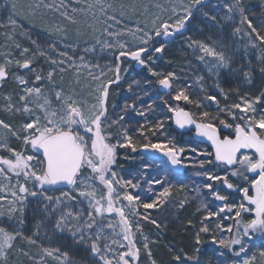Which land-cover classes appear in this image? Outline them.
Returning a JSON list of instances; mask_svg holds the SVG:
<instances>
[{
    "label": "snow or ice",
    "instance_id": "snow-or-ice-1",
    "mask_svg": "<svg viewBox=\"0 0 264 264\" xmlns=\"http://www.w3.org/2000/svg\"><path fill=\"white\" fill-rule=\"evenodd\" d=\"M7 5L12 33L20 28L21 36L27 31L17 21H31L41 9L58 12L68 24L40 25L52 39L45 48L27 36L35 50L4 33L19 58L12 51L0 53V86L11 78L18 90L15 102L12 94L3 96L0 111L21 119L0 118V264H141L142 253L146 264H158L150 246L156 241L144 234L141 222L161 228L151 210L168 204L174 191L186 192L175 171L188 166L186 159L196 161L193 175L204 179L191 189V200L185 194L178 202L183 209L197 201L183 225L191 242L169 245L170 264H213L212 256L228 257L218 264H264V88L255 94L244 87L253 85L257 71L264 81V0L259 14L244 0H7ZM198 15L209 35L184 36ZM177 36L214 78V92L199 76L204 96L193 98L187 86L176 83L175 72L152 67ZM97 48L110 57L103 64L88 58ZM69 49L83 54L69 55ZM40 58L49 64L47 72L35 66ZM127 61L147 69L154 84L167 90L170 99L163 103L170 116L150 122L152 105L144 106L139 95L125 98L122 106L114 101ZM222 72L237 83L225 88ZM134 85L142 88L141 81L127 83L135 95ZM168 121L194 131L207 146L178 144L167 134ZM157 133L165 139L154 141ZM138 151L159 153L171 165L169 174L145 181L150 195L135 191L140 177L126 179L117 170L121 157L134 158L128 153ZM141 159L145 176L163 163ZM204 237L214 246L207 260ZM69 249L87 259H76Z\"/></svg>",
    "mask_w": 264,
    "mask_h": 264
},
{
    "label": "trees",
    "instance_id": "trees-1",
    "mask_svg": "<svg viewBox=\"0 0 264 264\" xmlns=\"http://www.w3.org/2000/svg\"><path fill=\"white\" fill-rule=\"evenodd\" d=\"M245 4L250 6L251 10L259 14L261 12V0H244ZM206 30V23L204 18L199 15L193 19L189 31L184 33V36H192L193 38L200 37L203 32ZM2 31V25L0 24V34ZM186 41L177 36L176 41L170 45L168 50L163 54L162 59H156L157 68L164 71L175 72L178 79L176 81L177 84L182 86H187L190 95L193 98L204 96V93L201 91L200 82H198L197 77L203 76V83L205 87L208 88L206 78L201 73V70L197 67V65L193 62L191 58V54L189 49L186 46ZM159 56L160 54H156ZM131 62V61H129ZM125 65V64H123ZM122 65V67H123ZM143 68V67H142ZM142 68H139L137 65L133 66V73H127L124 76L125 83L123 84L122 89H113L114 93H118V95H114V101L121 105L123 104V100L125 98H130L131 100L136 99V95L141 97L143 105L146 106L148 104L152 105V112L147 113V119L150 122H155L158 116H170V113H167L166 107L163 103L165 99H170V97L166 94V91H163L154 84L155 77H152L148 73H146ZM132 80L141 81L142 88H137L135 85L133 86V93H129L127 91V83H131ZM145 80L152 81L151 85H147L144 83ZM231 83L225 81L226 88L230 87ZM256 90H261L264 88V81H262L258 71L255 74L253 85ZM244 87H249L245 85ZM143 89V90H142ZM144 90L148 91V95H144ZM209 92L210 89L208 88ZM138 106L140 105V101H137ZM173 103H176L173 101ZM182 103V102H181ZM207 104V101H204ZM187 108L192 111H196L192 105H188ZM215 111V109H211ZM137 121L144 123V117H136ZM166 128L168 130V135L175 139V141L183 146L188 147H199L204 148L205 146L198 141H196L191 132L179 131L177 130L172 121H168L166 124ZM154 141L158 138L160 140L165 139L164 135L157 133L156 137H151ZM121 154H124L125 150H120ZM130 157L129 159H123L122 157L118 160V164L121 165V173L126 179L140 177L141 180V188L135 191L142 192L144 195H150L147 193L148 184L145 182L149 177L163 176L167 173V169L170 168V165L167 164L165 160L155 158L159 163L157 167L147 169V176L143 175L145 170L143 169V160L141 157L147 158L151 157L143 152L136 153H128ZM202 158V157H201ZM193 162V163H192ZM187 167H185L183 172H179L182 174L183 182L185 183L186 192H181L179 190L174 191L173 198L170 200L168 204H165L160 209L151 210V215L153 219H156L157 222L161 225V228L157 229L154 225L141 222L143 224V231L145 235H148L151 240L156 241L155 244L150 245L153 249V254L155 258L158 260V264H170L171 261V253L168 251L169 245H173L176 247H183L184 244L191 242V237L186 235L183 230V225L186 223L187 218H189L194 212L196 208L197 201H192L187 204L185 208L181 209L178 207V202L180 199L185 197V194L191 200L193 192L191 189L196 185L200 184L203 181V177L194 176L193 173L198 169L193 165L196 163L195 160L186 159L184 162ZM195 182V183H193ZM172 183L177 184V180L175 177L172 178ZM157 190H159V186H154ZM143 211V209H141ZM227 223H231L228 221ZM206 243L203 245V255L202 259L207 260L211 255V250L214 247L211 244L210 237H204ZM218 247V246H215ZM226 251V250H223ZM228 257H219L212 256L213 264H218L219 261H223ZM146 260V257L141 255V264Z\"/></svg>",
    "mask_w": 264,
    "mask_h": 264
},
{
    "label": "rangeland",
    "instance_id": "rangeland-1",
    "mask_svg": "<svg viewBox=\"0 0 264 264\" xmlns=\"http://www.w3.org/2000/svg\"><path fill=\"white\" fill-rule=\"evenodd\" d=\"M21 2L24 3H30L32 2V0H21ZM38 2V0H37ZM45 2L47 3H51L52 0H45ZM56 2L58 3L59 0H56ZM81 5L78 4H70V7H79ZM8 5H7V0H0V24L2 25V31L0 34V53H7L9 51H12L14 54L17 55L18 57V52L19 50L15 49L14 46L12 45V41L9 40L4 33L8 32L10 34H13L15 36V40L20 42L23 46L25 47H30L33 48V50H35V46H33L30 42V40L27 38V36H30L31 39L36 40L42 47H47V44L51 41L52 38H50L48 36V33L44 32L43 29L40 27V25H44L45 27L48 26H54L57 24L60 25H67L68 22L65 21L63 19V17H61L59 15L58 12H52L50 10L47 9H41L40 12L37 13V15H35L34 17H32L31 21L29 20H18V24H21L23 26V28L27 31V36H21L19 33L21 31L20 28H17L15 33H12V26L8 24L7 21V17H8V11H7ZM207 10V9H206ZM33 24H35L36 26L33 27ZM125 24H127L128 26H132L131 22H125ZM124 25H116V27H123ZM69 27H71L69 25ZM209 35V32L206 30L205 32H203V34L195 39H204L205 37H207ZM126 38V37H125ZM171 44L168 45V48L170 47ZM81 47H83V45H81ZM60 50H65L63 48H61ZM69 51V55H75V56H79L82 55L83 53L80 52L79 50H77L75 53H73L70 49ZM190 54H191V58L193 60V62L197 65V67L201 70V73L205 76L206 78V82H207V86L210 89L211 92H214L215 89H213L212 85L214 83V78L210 76L207 68L195 58V55L192 53L191 49H189ZM54 55V54H53ZM2 56H0V60H2ZM89 59L92 60H96L97 58H99V62L101 64L105 63L106 60L110 59V57H108V55L106 53H100L99 49L97 48V52L94 54H89ZM253 62L255 63V57H252ZM125 65H123V68H127L128 71L127 73H133V66L137 65L135 62H125ZM38 69L39 68H43L45 72H47L49 70V64L43 59L40 58L37 62V64L35 65ZM152 67L154 68L155 71L158 72H163V73H167L169 71H164V70H160L157 68V64H156V60L155 63L152 65ZM142 68V67H141ZM142 70H144L146 73H148L147 69L142 68ZM127 73H124L123 75L125 76ZM21 74H23V72H21ZM150 75V73H148ZM71 78V73L66 74L65 76V82L67 83V81ZM239 79V78H238ZM225 81L231 83L230 85H234L235 83H237V80H233L231 77H229L227 75V73L222 72L221 73V82L223 84V86L226 88L225 85ZM250 90L255 93V94H259L260 90H256V88L254 86H249ZM16 90H18V86L15 84V82L9 78V80L7 82H5L3 84V86H0V106H2L5 101L3 99V96L5 94H12L13 96V101L15 102L16 100V95L15 92ZM87 93V89H85V94ZM0 118L2 119H6V120H15L16 123L20 122V117H16V118H12L10 117L7 113L0 111ZM16 146V145H14ZM193 163V162H192ZM198 169V168H197ZM121 175H123L121 173V169L118 168L117 169ZM199 170V169H198ZM31 225V213H29V227ZM60 242H63L62 240H60ZM45 243L47 244L48 242L45 241ZM70 244V241H69ZM70 252H75V258L78 260H86L87 256L86 254H84L82 251L77 252L75 249H69ZM142 264H146V260H144V262Z\"/></svg>",
    "mask_w": 264,
    "mask_h": 264
},
{
    "label": "water",
    "instance_id": "water-1",
    "mask_svg": "<svg viewBox=\"0 0 264 264\" xmlns=\"http://www.w3.org/2000/svg\"><path fill=\"white\" fill-rule=\"evenodd\" d=\"M140 66V65H139ZM141 67V66H140ZM163 91H166L167 92V90H164V89H162ZM173 125H174V127L177 129V130H179V131H189L188 129H184V130H181V129H179V128H177L176 127V125L174 124V122H173ZM194 138L197 140V141H200L202 138H200V137H197V136H195V133H194ZM205 144H206V142H205ZM145 153V152H144ZM145 154H147V155H149V156H151V157H154V158H158V159H164V160H166V158H164L161 154H159V153H155V152H147V153H145ZM171 166V165H170ZM184 168L185 167H179V168H177V169H175V171H178V172H182V171H184Z\"/></svg>",
    "mask_w": 264,
    "mask_h": 264
},
{
    "label": "flooded vegetation",
    "instance_id": "flooded-vegetation-1",
    "mask_svg": "<svg viewBox=\"0 0 264 264\" xmlns=\"http://www.w3.org/2000/svg\"><path fill=\"white\" fill-rule=\"evenodd\" d=\"M188 132H191L192 133V135H193V137H194V131H188ZM223 134V133H222ZM195 139V138H194ZM197 141V140H196ZM199 142V141H198ZM201 144H203L205 147L207 146L205 143H201Z\"/></svg>",
    "mask_w": 264,
    "mask_h": 264
}]
</instances>
